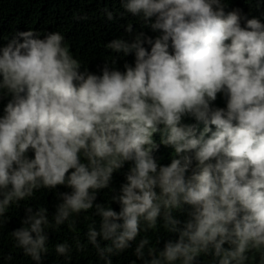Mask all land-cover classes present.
<instances>
[{
	"label": "clouds",
	"instance_id": "1",
	"mask_svg": "<svg viewBox=\"0 0 264 264\" xmlns=\"http://www.w3.org/2000/svg\"><path fill=\"white\" fill-rule=\"evenodd\" d=\"M118 2L106 18L142 27L121 25L97 71L60 32L0 42V233L22 208L10 235L43 264L51 230L91 211L104 264L129 249L141 264H264V22L226 0ZM42 189L51 213L33 204Z\"/></svg>",
	"mask_w": 264,
	"mask_h": 264
},
{
	"label": "trees",
	"instance_id": "2",
	"mask_svg": "<svg viewBox=\"0 0 264 264\" xmlns=\"http://www.w3.org/2000/svg\"><path fill=\"white\" fill-rule=\"evenodd\" d=\"M229 3V10L240 9L242 14L258 16L264 22V0H226ZM113 11L119 16L123 9L118 0H0V42H7L16 31L34 30L41 35L46 32H60L66 37V43L71 53L83 62V66L97 71V66L104 60L110 58V50L105 45L108 41L124 37V29L121 25L129 23L141 28L139 18L125 14L122 19L109 21L104 10ZM78 16H87L88 19L78 21ZM131 62L132 57L127 58ZM217 106L223 107L222 99L217 100ZM157 139H159L157 137ZM170 149L161 148L157 157H163L161 163H169ZM114 186L123 182V175L117 174L114 177ZM61 191L65 189L61 188ZM100 200L108 202L110 192L103 190L99 193ZM57 200L55 191L48 192L41 190L36 193L33 204L39 207H48L49 212L54 211L53 205ZM113 207H117L113 205ZM12 218L0 233V264H33L29 257L23 255L22 250L15 247V242L10 231L19 227V221L23 216V209L17 210L15 206L9 210ZM51 218V216H50ZM184 219V217H181ZM92 222L91 211L80 217L78 228L73 230L67 225L61 226L59 230H51V242L49 252L43 264H104L90 245L87 244L85 233ZM143 235V233H142ZM76 239L85 245L83 251H77ZM156 236L152 235L153 242ZM65 241L71 244L72 251L70 259L57 256L54 244ZM11 255L12 259L8 257ZM203 259V258H201ZM113 264H141L132 254V249L127 250L119 256L112 258ZM207 264V261H205Z\"/></svg>",
	"mask_w": 264,
	"mask_h": 264
}]
</instances>
